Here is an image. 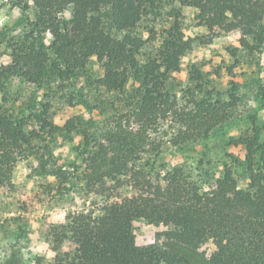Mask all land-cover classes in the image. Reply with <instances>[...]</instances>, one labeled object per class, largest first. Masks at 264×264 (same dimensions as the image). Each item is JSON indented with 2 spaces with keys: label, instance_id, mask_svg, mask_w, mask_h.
<instances>
[{
  "label": "trees",
  "instance_id": "1",
  "mask_svg": "<svg viewBox=\"0 0 264 264\" xmlns=\"http://www.w3.org/2000/svg\"><path fill=\"white\" fill-rule=\"evenodd\" d=\"M165 2L194 8L199 24L211 32L239 31L246 48L252 49L250 36L264 45V0H24L22 11L32 5L35 21L23 19L31 29L9 41L11 64L0 67V76L18 74L41 86L73 77L95 58L103 69L95 85L115 94L117 103L106 127L81 132L84 167H59L48 150L32 167L33 175L54 178L60 192L82 189L86 196L105 198L103 205L70 212L62 223L50 225L45 235L50 259L38 254L28 263L12 257L3 264H264V133L256 121L251 136L231 141L246 151L240 167L248 180L244 186L230 167L203 191L180 168L159 183L138 165L165 143L180 147L208 138L231 119L236 105L234 95L220 103L191 94L181 103L170 92V74L180 70L193 43L178 24L166 31L158 57L139 61L145 41L130 33ZM69 10L71 19L65 20ZM113 32L126 34L119 38ZM40 120L43 131L61 129ZM72 126L69 120L63 129ZM41 136L0 109V191L12 185L17 163L35 153L33 141ZM123 185L134 193L120 196ZM140 220L173 229L139 246L134 224ZM210 243L215 251L207 256L201 251Z\"/></svg>",
  "mask_w": 264,
  "mask_h": 264
},
{
  "label": "rangeland",
  "instance_id": "2",
  "mask_svg": "<svg viewBox=\"0 0 264 264\" xmlns=\"http://www.w3.org/2000/svg\"><path fill=\"white\" fill-rule=\"evenodd\" d=\"M23 5L24 0H0V19L6 17L0 25V67L11 64L9 41L23 38L31 29L29 23L35 21L32 5L26 12L22 11ZM173 12L177 16H172ZM26 17L29 23L23 20ZM62 17L70 20L71 11ZM176 24L184 38L192 39L193 43L181 59L180 70L170 74V92L181 103L191 94L210 96L213 102L220 103L232 101L231 95H234L236 105L231 119L208 138L180 147L165 143L160 153L145 154L138 165L159 183H163L166 173L180 168L203 191L212 188L225 167H230L244 186L248 180L243 178L240 167L246 151L231 141L251 136L253 121L264 133V45L250 36L247 41L252 49L246 48L239 31L211 32L199 24L194 8L165 2L130 33L145 41L138 58L140 62L159 56L167 38L166 31ZM113 33L119 38L126 34ZM50 41L51 37L46 35L45 42ZM102 76L103 69L95 58L73 77L50 79L41 86L27 82L18 74L0 76V109L26 121L28 132L36 130L42 135L33 141L35 153L17 163L12 185L0 191V264L12 257L28 263L38 254L50 259L53 254L45 240L50 225L62 223L70 212L96 211L103 205L105 198L101 196H86L82 189L60 192L54 178L32 174V167L38 166L43 150L54 154L59 167L69 170L84 167L79 155L83 144L81 132L106 127L115 113L113 103H117L115 94L96 87L95 81ZM40 117L61 129L54 133L43 131ZM69 120L73 121L70 131L63 129ZM117 193L124 197L134 191L123 185ZM134 227L139 246L152 244L158 233L173 229L143 220L137 221ZM214 251L215 246L210 243L201 252L210 256ZM183 254L188 260L193 258L184 251Z\"/></svg>",
  "mask_w": 264,
  "mask_h": 264
},
{
  "label": "clouds",
  "instance_id": "3",
  "mask_svg": "<svg viewBox=\"0 0 264 264\" xmlns=\"http://www.w3.org/2000/svg\"><path fill=\"white\" fill-rule=\"evenodd\" d=\"M5 19H6V17L4 19H0V25H2L4 23Z\"/></svg>",
  "mask_w": 264,
  "mask_h": 264
}]
</instances>
